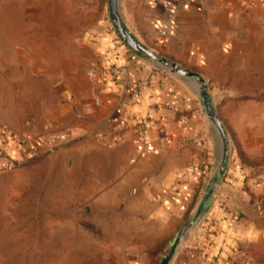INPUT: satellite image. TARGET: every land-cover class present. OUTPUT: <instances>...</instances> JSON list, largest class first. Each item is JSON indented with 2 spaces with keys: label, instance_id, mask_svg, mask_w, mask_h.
Listing matches in <instances>:
<instances>
[{
  "label": "crops",
  "instance_id": "obj_1",
  "mask_svg": "<svg viewBox=\"0 0 264 264\" xmlns=\"http://www.w3.org/2000/svg\"><path fill=\"white\" fill-rule=\"evenodd\" d=\"M122 6L141 43L197 73L231 105L240 100L217 87H264V0H125ZM87 40V62L101 72L99 81L87 72L90 79L70 77L56 87L57 117L40 132L47 136L28 144L8 137L5 156L27 159L44 146L63 145L68 160L80 156L81 171L96 172L92 188H102V202L129 213L138 230L149 228L145 236L167 237L185 227L219 173L217 130L189 78L132 52L109 29ZM69 71L78 76L77 66ZM143 118L151 151L141 156L134 127ZM193 165L199 174L188 173ZM179 244L169 264H224L236 248L246 250L250 264H264V174L230 153L209 204Z\"/></svg>",
  "mask_w": 264,
  "mask_h": 264
},
{
  "label": "rangeland",
  "instance_id": "obj_2",
  "mask_svg": "<svg viewBox=\"0 0 264 264\" xmlns=\"http://www.w3.org/2000/svg\"><path fill=\"white\" fill-rule=\"evenodd\" d=\"M107 1L0 0L1 161H9L2 149L6 132L27 144L46 137L40 132L59 111L56 87L70 77L89 78L87 38L105 29L117 36ZM76 66L78 76H71ZM225 88L240 104L207 87L227 134L228 155L264 174V87H217ZM62 147L44 146L0 167V264H159L177 231L145 236L149 228L138 230L129 213L102 202V188H92L96 172L81 171L80 156L68 160ZM185 227L188 236L194 226Z\"/></svg>",
  "mask_w": 264,
  "mask_h": 264
},
{
  "label": "water",
  "instance_id": "obj_3",
  "mask_svg": "<svg viewBox=\"0 0 264 264\" xmlns=\"http://www.w3.org/2000/svg\"><path fill=\"white\" fill-rule=\"evenodd\" d=\"M107 7H108L109 18L114 27V30L117 36L119 37V39L126 47H128L132 52L136 53L137 55L152 60L156 64V66L161 68H166L169 71L179 74L185 78H189L192 81V83L195 86V89L197 90L200 96L202 109L204 113L209 117V119L213 122L219 136L220 148H221V160H220L221 165L218 175H221L226 168V163L228 160V151H227L228 138L224 126L222 125L220 119L215 113V110L211 102V97L208 93L207 85L204 79H202L197 73L187 68H183L177 65L175 62L170 61L154 53L143 43H141L136 38V36L130 31V29L126 26L121 15V11L119 10V0H108ZM218 175H216L209 182V185L207 186L204 194L202 195L191 219L187 223L188 225L195 226V223L198 220L199 216L201 215L205 207L209 204L213 190V183L214 181L217 180ZM185 228L186 227H182L177 230L172 241L168 245L167 251L160 259L159 264H169L177 244L182 239L181 236L184 234V236L186 237L187 235V233L185 232Z\"/></svg>",
  "mask_w": 264,
  "mask_h": 264
},
{
  "label": "built area",
  "instance_id": "obj_4",
  "mask_svg": "<svg viewBox=\"0 0 264 264\" xmlns=\"http://www.w3.org/2000/svg\"><path fill=\"white\" fill-rule=\"evenodd\" d=\"M109 70L115 74L117 73L118 68L115 65L113 66L111 65ZM88 75L94 78L95 80L99 81L101 77V72H99V70L95 66H91L88 70ZM134 128H135V139L137 143L138 153L141 156L147 155L151 151V147L149 143L148 121L144 118L140 119L139 121L135 123ZM17 139L19 138L17 137ZM3 143L4 144H3L2 149L4 150L3 151L4 154H6L5 149L7 147V141L4 140ZM200 172H201V168L198 165H193L188 170V173L193 174V175L199 174ZM224 264H250V258L245 249L236 248L232 251L231 255L225 260Z\"/></svg>",
  "mask_w": 264,
  "mask_h": 264
},
{
  "label": "trees",
  "instance_id": "obj_5",
  "mask_svg": "<svg viewBox=\"0 0 264 264\" xmlns=\"http://www.w3.org/2000/svg\"><path fill=\"white\" fill-rule=\"evenodd\" d=\"M10 135H12V136H10ZM8 137H12V139H14L16 142L22 143V141L20 139H17L16 135L13 132H9L8 134L7 133L4 134V140L7 141ZM5 152H7V147L5 149ZM13 164H14V162H12V161L6 162L3 159L1 161V159H0V167H5V166L11 167V166H13Z\"/></svg>",
  "mask_w": 264,
  "mask_h": 264
}]
</instances>
